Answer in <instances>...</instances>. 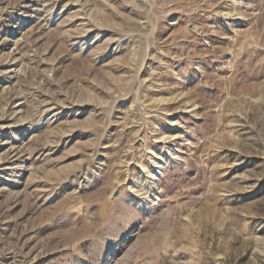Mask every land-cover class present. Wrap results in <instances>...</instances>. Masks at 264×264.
I'll return each mask as SVG.
<instances>
[{
	"label": "rangeland",
	"instance_id": "obj_1",
	"mask_svg": "<svg viewBox=\"0 0 264 264\" xmlns=\"http://www.w3.org/2000/svg\"><path fill=\"white\" fill-rule=\"evenodd\" d=\"M0 264H264V0H0Z\"/></svg>",
	"mask_w": 264,
	"mask_h": 264
}]
</instances>
